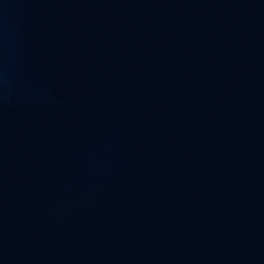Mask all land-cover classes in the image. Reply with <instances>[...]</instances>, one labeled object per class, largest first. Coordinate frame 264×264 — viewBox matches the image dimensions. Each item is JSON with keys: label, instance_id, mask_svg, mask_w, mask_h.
Segmentation results:
<instances>
[{"label": "water", "instance_id": "water-1", "mask_svg": "<svg viewBox=\"0 0 264 264\" xmlns=\"http://www.w3.org/2000/svg\"><path fill=\"white\" fill-rule=\"evenodd\" d=\"M0 264H264V0H0Z\"/></svg>", "mask_w": 264, "mask_h": 264}]
</instances>
